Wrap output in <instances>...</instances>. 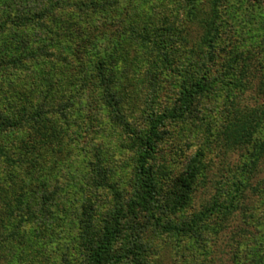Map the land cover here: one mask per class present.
<instances>
[{
    "label": "trees",
    "instance_id": "1",
    "mask_svg": "<svg viewBox=\"0 0 264 264\" xmlns=\"http://www.w3.org/2000/svg\"><path fill=\"white\" fill-rule=\"evenodd\" d=\"M160 7L168 8V14L160 13ZM240 10L253 12L239 20L233 17L234 22L228 24L224 17ZM8 23H12L9 28ZM192 24L198 28L190 29ZM226 24L228 31L241 36L228 49L222 37ZM27 29H34L35 34ZM42 35L51 37L50 42L56 37L63 43V52L55 59L62 77L56 82L41 80L34 68L31 80L4 84L9 73L20 78L16 74L26 68L24 61L46 59L48 47L54 44L39 42ZM260 43H264V0H0V209L7 215L3 235L21 240L24 228L30 241L31 236L38 238L47 230L53 234L59 228L82 249L80 264H126L129 256H133L131 263L141 264V244L132 241V249L129 242L133 233L144 229L142 223L137 227L140 218L155 229L201 239L210 218L219 217L222 222L230 207H236V197H242L239 187L252 188L251 175L264 164V47ZM258 48L261 58L245 62L251 58L247 50ZM129 49L132 57L139 58L135 73L152 89L159 90L161 78L171 76L167 81L169 88L172 85L171 104L160 111L144 108V123L138 128L126 119L128 93L116 87L119 65L129 56ZM239 62L244 64L239 66ZM142 65H146L143 70ZM249 66L260 71L255 92L263 100L246 111L239 101L250 86L245 76ZM83 98L90 104L98 99L94 105L105 106L107 122L122 127L135 150L133 177L125 195L107 182L100 157L103 150L98 148L95 164L90 161L94 168L89 186L110 187L115 203L100 216L97 227L95 202L83 195L75 205V198L65 193L53 168L41 158L55 157L53 145L72 139L73 115H81ZM209 102L222 104L220 112L227 119L214 128L216 137L226 135L231 141L234 135L238 142L229 145L247 143L251 148L242 163V176L235 182L236 195L213 198L204 210L174 223L162 215H173L190 205L205 175L204 157L212 149L210 142L204 136L169 182L155 172L150 160L169 123H188L209 132L216 121L208 115ZM211 108L216 110L217 105ZM43 146L48 148L41 152ZM262 196L257 200L264 201V190ZM30 222L37 225L27 226ZM260 236L263 243L258 242L247 264H264V235ZM123 238L126 243L114 252Z\"/></svg>",
    "mask_w": 264,
    "mask_h": 264
},
{
    "label": "rangeland",
    "instance_id": "2",
    "mask_svg": "<svg viewBox=\"0 0 264 264\" xmlns=\"http://www.w3.org/2000/svg\"><path fill=\"white\" fill-rule=\"evenodd\" d=\"M242 7L245 9L244 5ZM159 10L161 11L160 13L168 14V8L166 7H160ZM154 12L157 13L156 10ZM249 12L253 11L245 12L244 10H240L233 16L232 11H230V15L224 18H226V21H229V24L234 22V18H238L239 20L242 16L250 14ZM47 23L50 24V20H47ZM11 24H7L8 28L12 26ZM190 26H192L190 29L198 28L195 24ZM229 28L226 24L225 32L222 36L223 44L226 45L227 49L237 39L241 38L237 33L233 34V31H228ZM27 30L30 34L32 32V34H35L34 29ZM42 36L44 37L40 38L39 42L47 45L54 44V46H47L49 53L46 59L44 60L43 57H39L36 61H32L31 59L24 61L26 68L24 70L21 69V74H16V77L19 76L20 78L14 79L12 78V73H9L6 75L8 78L4 79V82L2 81L4 84L9 80H13V82H22L26 79L31 80V77L35 76L33 74L34 68L37 72V77L41 80L46 77L47 80L56 82L59 77H62L58 73L61 65L57 64V67L55 64L57 60L55 59L57 58V54L59 56L62 54L63 43L56 37L53 38V42H50L48 39H51V37ZM260 46L264 47V43H260ZM258 50L259 48L248 49L247 51L250 53L248 56L251 58L245 62L256 63V59L261 58ZM126 54H129V56H124L123 63L119 65L122 75L120 73V79L117 80L116 87L119 92L126 91L128 93L130 102L127 104L126 119L131 127L138 128L144 123L142 112L144 108L153 106L156 111H160L165 104H171L170 102L173 98L171 94L172 85L169 88L167 82L169 81L170 83L171 76L162 77L163 86L159 90L157 89L158 91L154 90L155 88L152 89L148 81H144L141 75L135 73V70H137L135 67L136 61L139 59L138 56L132 57L130 49ZM221 57L218 58L222 59ZM46 60H50L51 62ZM217 62L219 63V61ZM239 63V66H242L243 62ZM239 66L238 68H240ZM144 67L146 65H142L140 69L143 70L142 68ZM15 72L17 73L18 69ZM259 72L258 67L252 68L249 66L247 68L245 76L247 77L246 80H249L250 86L241 97L239 96V107L241 109L247 111L255 108L263 100L261 94H256L255 92L257 89L256 84L260 78ZM24 83L29 84L28 81ZM157 88H159L158 85ZM72 91H74V88ZM219 97H217V103H220ZM85 99L82 101L81 115H73L75 123L72 125L71 130L73 132L72 139L69 142H56L53 145L55 157L49 155L48 158H44L41 155V158L53 168L52 172L55 178L57 177L60 185H62L65 193L75 198V205L81 203L80 199L83 195H87L95 202L94 222L97 227L100 225L102 218L100 216L103 214L105 216L114 207L115 203L114 194L110 187L96 189L89 186V182L93 176L91 168H94V166L90 165V161L96 163L98 160L96 153L98 148L103 150L104 153L100 157L108 175L107 182L116 191H120L122 195H125L130 189L133 177L135 150L131 146L132 140L126 131L120 126H111L107 122V109L105 106L104 109H101L99 105L95 106L94 103H97L98 99L94 101L92 99L91 104ZM209 103L208 115H211L213 119L214 117L216 118L215 125L209 132L207 128L201 127V129H196L191 124V126L188 125V123H180L178 125L169 123L166 127H163L166 132L164 131L161 143L157 146L155 157L150 160L155 172L159 173L160 176H163L169 182L181 170V166L185 160L200 146L204 136L208 137V141L210 142V148L212 149L204 157V163H207L204 168L205 175L197 186L190 205L185 210L173 215H162L174 223H179L184 218L204 210L212 202L213 198H228L233 194L236 195L237 183L235 184V182L239 175L242 176V169L244 167L242 163L248 155L247 148H251L247 143L229 145V142H238L233 139L234 135L231 141L226 135L216 137V130L214 128H220L218 123L220 124V120L225 119L226 116L220 112L222 104ZM214 105H217L216 110L211 108ZM221 124H224V122ZM211 133L212 135H210ZM62 136L65 137L64 132L61 134V138ZM44 147L41 148V152H44L45 148H48ZM58 149H62V151H58ZM64 159L67 161H64ZM250 184L253 189L251 187H239L240 190L243 189V193L241 194L242 197H236L235 200H238L235 203L236 207H230L229 213L226 214L227 216L222 222L219 221V217H211L209 226L203 231L202 238L196 241L193 240V237L192 239H188L171 231L155 229L149 223L145 225L143 219L140 218L139 223H136L137 227L142 223L144 229L141 232L137 231V233L131 234L129 242L132 249H134L132 241H135L136 244H141V264L249 263L252 257V250L257 246L258 242L263 243L262 236L260 235H264V201L257 200L256 197L260 195V198H263L264 164L259 166L258 170L251 175ZM5 214L6 211L0 209V264L81 263L82 249L75 239H71L67 236V232L59 228H54L56 231L53 234L50 233V230H47L38 236V238L34 239L31 236L32 239L30 241L27 235L24 234L25 232H23L24 228L20 229L23 233L21 240L19 238L5 237L3 235L6 230L5 224H7V215ZM215 222L218 223L216 224ZM31 225H37V222L27 223V226ZM212 227L214 228L211 229ZM28 228H26L27 231ZM126 232L131 231L127 229ZM123 241L126 243V239L123 238L115 244L114 252L118 253L119 247L124 244ZM132 258L133 256H129L126 264H133L131 263Z\"/></svg>",
    "mask_w": 264,
    "mask_h": 264
}]
</instances>
